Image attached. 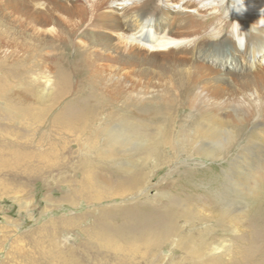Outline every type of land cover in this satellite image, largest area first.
<instances>
[{
  "label": "bare ground",
  "instance_id": "1",
  "mask_svg": "<svg viewBox=\"0 0 264 264\" xmlns=\"http://www.w3.org/2000/svg\"><path fill=\"white\" fill-rule=\"evenodd\" d=\"M0 15L5 19L0 21L1 78L5 79V75L14 69L7 64L29 63L42 76L43 84L42 88L35 90L34 87L31 92L33 93L31 96L36 97L41 108L28 107L16 99L14 101L17 106L3 108L0 101L2 169L16 174L22 169L20 161L18 162L20 159L17 158L16 165H13L7 160V163L5 162V155L8 153L9 157L14 156L17 151L28 149V146L18 144L16 139L8 140L3 133L11 136L13 131L17 130V126H23L22 128L27 130L28 123L36 125L38 131L48 128L44 134L50 135L49 140L45 138L49 150L63 153L61 155L63 159H66L63 157L66 154L70 161L78 159L75 161V168L66 163L61 165V169L68 167L71 172H75V175L66 178L73 184L69 187L70 197H67L72 202L71 206H76L73 205L77 203L75 198L84 201L88 207L104 204L101 209L95 207L85 211L84 217L90 216L94 219L92 226L96 230L92 231L88 242H84L85 239L82 241L85 244L80 246L81 253L71 248L72 250L67 251L68 256L56 254L55 260L53 258L47 259L48 262L46 258L44 260L50 264L53 260L56 264H113V261L128 264L132 253L148 260V254L153 249L180 236V227L177 226L179 214L176 215L178 211L172 209L171 203H175L171 202L173 197L170 198L168 205L161 206L158 203L159 207L146 199L140 201L139 196L141 198V194L149 187L148 180L153 178L155 173L149 170V166L146 167L144 159V162H141L142 158L136 159L135 163L124 159L130 155L156 156L158 160L153 165L155 169H160L162 167L160 164L171 163L160 158L168 149L170 155L187 151L212 161L223 160L225 152L235 150L239 141L236 142L238 140L236 134L227 131L226 119L233 115L241 121L245 119L243 115L249 113L251 108H244L243 104L255 105L254 102L261 92L256 89L258 83L262 84L260 86L264 91V69L259 75L250 72L248 75L250 79L243 78V81L247 82L245 91L240 89L236 94L225 92L222 90L224 89L222 84L227 85L229 78L223 79L221 72L220 77L212 79L219 83L217 87L214 84L210 87L211 84L204 80L209 76L206 74V65L197 63L199 60H195L194 52L199 50L212 54L218 51L222 33L229 31L230 36H225L221 40L224 42L229 39L228 45L232 46V52L235 54L245 45V51L239 52L242 63H245L248 60L247 55L252 56L253 47L257 46L259 32H264V0H0ZM161 17L165 18L163 24L169 26L170 32L167 35H162L165 26L159 21ZM150 20L153 21V25L149 26L155 28L156 34L151 40L141 42L138 40V34L149 27ZM81 29L99 33L98 37H92L91 42L94 43H87L83 37L76 38L77 31ZM206 58L203 57V60ZM45 60L49 63L54 62L52 67H49ZM107 61L111 64L104 65ZM146 65H158L165 70V75L169 72L183 77L180 81L176 80L177 85L179 84L173 88L176 92H179L178 89L184 84L193 87L191 95L181 96V93H175V98L183 99L185 107L194 110L198 116V123H194L196 127L191 122L192 128L195 127L194 131L186 135L187 137L176 132V121L171 117V112L179 101L174 100L164 80L158 82L157 90L151 87L149 81L145 82L143 78L141 80V77L140 80H136L134 76L137 72L136 67ZM245 66H251V63ZM17 74L22 73L18 71ZM85 89L89 90L88 94ZM91 92L97 93L94 100L98 105L83 107L84 102L92 96ZM140 92L162 101L154 102L152 105L160 110L154 117L165 119L163 122L150 123L153 127L151 130L146 129H149L147 124L143 125L133 120L132 122L130 117H125L130 110L129 107L118 108L112 103L117 99L125 102L132 97L131 103L138 106L141 97L135 94ZM13 93L0 82V100L8 99V102L12 103ZM122 96L125 98H120ZM236 102L238 104H235ZM261 109L264 112V104ZM139 114H143V111ZM165 116H168V119ZM154 117L149 119L156 121ZM22 121L24 124L19 125L18 123ZM257 122L261 128L247 135V145L241 148L240 160L233 167L230 178L232 191L224 193L226 196L212 198L215 202L214 209L200 204L198 193L193 197L200 204H196L192 210L195 213L194 220H199L198 227L193 226L196 228L195 233L197 235L205 233L207 236V239L206 236L202 239L199 237L194 243H188L187 250L183 248L184 251L195 255L194 264H218L219 259L213 258L212 253L223 254L227 249V244L215 246L219 239L211 236L217 230L210 226V222L216 221L222 227L227 225L234 234L238 232L234 226L236 222L231 216L234 211L225 208L230 200L233 203L246 202L248 209L241 220L244 219L250 230L245 232L255 238L242 261L235 259V262L246 264L245 261H248L253 264L254 259L249 257H252V254L257 255L256 251L264 246V115ZM64 136L71 140L69 146L63 144ZM83 138L86 142L84 146ZM175 142L179 148L175 147ZM73 146L77 148L71 152ZM82 151L94 154L87 157ZM24 154L22 153V156ZM40 155L39 159L44 157L41 153ZM167 156L164 158L168 159ZM120 157L124 158L121 159L122 163ZM39 163L43 164L44 161L41 160ZM241 163H244V168L240 166ZM115 167H119L121 171L113 170ZM12 175L11 178L14 179ZM214 189H211L209 194L214 195ZM133 196H136L135 202L128 204L127 199ZM117 198L119 205H107L115 202ZM27 204L21 206L23 210L27 209ZM203 211L207 215L202 214ZM60 223L64 225L63 222ZM224 229L222 228V231ZM131 237L134 239L131 240ZM262 256L263 259L254 263L264 264V254Z\"/></svg>",
  "mask_w": 264,
  "mask_h": 264
},
{
  "label": "rangeland",
  "instance_id": "2",
  "mask_svg": "<svg viewBox=\"0 0 264 264\" xmlns=\"http://www.w3.org/2000/svg\"><path fill=\"white\" fill-rule=\"evenodd\" d=\"M1 20L2 21L5 20L3 19V15H0V21ZM159 21L162 22V26H165V27L167 26L163 24V22L165 21L164 17H161ZM259 33H260V36L256 40L257 46L253 47L254 50H253L252 56L247 55L248 60H246L245 63L244 62L242 63L241 55L239 53L240 51L239 52L237 51L236 54L232 52V49H231L232 46L228 45V43L230 42L229 39H226L224 42H222L221 38L223 39V37L225 36H230L229 31L222 33V37L219 39L218 51H214L212 52V54H208L206 51L200 52L199 50L194 52V56L196 58L195 60L196 61L199 60L197 63L202 66L206 65L205 67L207 68V72H208V73L206 72V74L207 75L209 74V76H206L208 78L207 79L204 78V80L206 82H209V84H211L210 87L213 86V84L216 85L215 87H217L219 83L215 82L214 80L216 77H220L223 74L222 75L223 79L227 77L225 79L227 80L229 78V80L227 81H228V84L230 85L228 84L226 85L223 83L222 88L224 89L222 90L225 92H235L236 94V92L240 89L244 91L246 90L245 84H247V82H244L243 80L250 79V77H248L250 72L256 73V75H259L260 73L263 72L264 55L260 57L258 60L256 58V55L258 52H264V32H259ZM97 35H99V33L87 32L84 29L83 30L81 29L80 31H77L76 38L83 37V40L87 41V43L90 44V43H94V42H91L93 40L92 37L96 38L98 37ZM244 55L246 57V54ZM205 56L207 58L203 60V57ZM46 62L48 63L49 67H52V63H54V62L49 63L48 61ZM249 63H251V66H245V65H249ZM106 64L109 65L111 63L110 61L109 62L107 61L104 63V65ZM7 65L9 67H13L15 70L13 69L9 71V73L5 75L6 76L5 79L1 78V75H0V82H2V84H5L6 87H9L14 93L12 95L13 96L12 103L8 102L9 101L8 99L0 100L1 103H3L2 107L6 108L7 106L9 107L13 105L17 106V103L14 101L16 99L17 101L21 100L23 104L25 105L27 104L26 106L28 107L35 106V108H39V107L41 108V106L39 105V102L35 99L36 97L31 96L33 94L31 92L34 87H35L34 89L37 90V88H42L43 86L42 80H41L42 76H40L39 73L36 72V68L34 66H31L29 63L27 64L11 63ZM136 69H137L136 70L137 72L134 73L136 80H140V77H141V80L143 78L145 82L149 81V83H151V87L155 90L158 89L156 87L158 86V82L161 80L163 82L164 80L165 86L169 88L174 98H175V93H178V94L181 93L180 94L181 96H187V95L193 94V87L188 84H184L183 87L178 89L179 92H176V89H173L174 87H178L179 85V84L177 85L176 80L180 81L183 79V77L172 75L169 72L165 75L164 74L165 70H163L158 65H154V66L146 65L145 67H140V68L136 67ZM18 71L21 72L22 74H17ZM219 72L220 74H218ZM161 74H163L164 76ZM230 74L233 77L230 76ZM213 78L214 80H212ZM210 81L212 83H210ZM229 81L232 82L233 84H231ZM260 85L262 84L258 83V87H256V89L261 91L259 92L260 94H259L258 99H256V101L254 102V104L255 105L257 104V105L255 106L253 104L254 106H252L250 104L249 105L243 104V106L245 105L244 108H251L249 109L250 110L249 113L247 114L245 113L246 115H243V118H245L246 120L244 119L243 120L244 122H243L239 120L238 118L234 117V115L233 117H231L232 119L230 117L228 118L229 120L226 119L228 121L227 131L230 130V132L236 134L235 136L238 139L236 142L239 141L238 142L239 145L235 148L233 152H229V151L225 152L222 156L223 160L220 159L218 161H212L210 159H206V157L204 156L198 155L196 153L193 154V152L192 154H190L187 151L184 152V153L187 152V154L176 152L173 155H170L169 154L170 151L168 149L167 153H165V155H162L163 157H160V158H162L161 160H164V159L169 160L171 161V163L160 164L162 167L160 166L161 167L160 169H155L154 165H155V162L158 160L157 159L158 157L156 156L150 157L148 155H142V157L140 156L135 157L134 155H130L126 157L125 159L120 157V160L124 159V161H129L132 163H135L136 159L138 160L139 158H142L141 162H144L145 160L144 164H147L146 167L149 166V170L153 171L155 173V176H153V178H150L148 180L149 187L146 188V191L141 194L142 196L141 198L139 196V200L141 201V199L143 200L146 199L148 201L154 202L155 205H158L159 203V205L161 204L162 206V205H168V203L170 202L169 201L170 198L173 197L171 199V202L175 201V203H171L172 209L178 211V213H175V214L176 215L179 214L177 226L180 227V232H179L180 236L172 240L166 241L164 243H161V245L157 249H153L152 252L148 254L149 255L148 260L143 259V257L139 254L135 255L132 253L128 261V264H138V263L139 264L141 263L142 264H194L195 255L194 254L191 255V253H189L188 251H184V250L186 249L188 243H192V242L194 243L199 237L202 239L206 235L205 233H203L201 234L202 235L201 236L195 233V230L198 227L197 221L199 220H194L195 213H193L192 210L194 209V206L196 204L197 205L204 204L208 206L209 209H214L215 202H213L212 198L215 199L217 197L226 196L224 193L228 194L232 191V188H231L232 179L230 178L232 176L234 165L240 160L239 156L242 152L243 147L247 145V142H246L247 135L249 136L251 133H255L259 130V128H261V127H258V122H257V120L261 116L264 115V112L261 109L263 108V104H264L263 102L264 100L263 92L264 91ZM88 89L90 90L91 87H88ZM88 89H85L86 94H88L89 92ZM25 91L27 93H25ZM28 91L30 92L28 93ZM91 95L93 97L91 96L88 101L84 102L83 107H92L95 104H97L95 102L96 100L95 97H97V93L93 94V92H91ZM135 95H138L141 97V100L138 106L133 105L131 103L132 97L129 100H126L125 102H122L123 100L117 99L115 101H112V103L116 105L114 107H118V108L119 106L129 107L130 110L128 111L125 117H130L129 118L130 121L133 120L134 122L137 121L143 125L144 124L149 125V129L146 128L147 130L153 129L150 123L164 121L165 118H155L154 117L155 113H158V111L160 110L158 108H155L152 105L154 102L162 103V101L151 98L152 95L143 94L142 92L135 94ZM120 98L124 99L125 97L122 96ZM174 100H176L177 102L179 101V103L176 104V108L172 110L171 117L176 121L177 134H181L182 136L185 137L186 135H189L191 131H194L193 129L196 127V124L194 123L195 122L198 123V120H197L198 116L196 115L197 113H195L194 110H191L190 108L188 109L187 106L185 107L184 101H182L183 99L175 98ZM180 102H182L183 105L182 103L180 104ZM235 104H238V103L236 102ZM252 110L253 111L256 110L258 112H253ZM141 111H143V114H139L141 113ZM228 112L230 113V111ZM163 114H164V110H163ZM231 114H233V112ZM122 115L124 116L125 113L123 112ZM152 117H154L157 120L152 121L151 120ZM165 117L168 119V116H165ZM254 118L256 121L253 120ZM191 122L194 124L195 127L193 126L192 128L193 124ZM18 124L22 125L24 124V122L22 121L21 123H18ZM22 127L17 126V130L13 131L14 138H13V135H11L12 136L11 137L8 133H3L5 138H7L8 140L16 139L15 141L18 144L20 143L21 146H28V149L26 150L22 149L20 146L19 148H21L22 150L17 151L14 154L15 157L14 156L9 157L8 153L7 155H5V158H4L5 162L7 163L8 161L10 164H13V165L14 164L16 165L17 162L15 161H17V158L20 159L18 160V162L20 161V164L22 165L21 166L22 169L17 171L16 174H14V172L12 173L11 171L9 172L7 169L3 170L2 166L0 165V171H1L0 172V264H50V263H47L48 262L47 259L53 258L55 260L54 257L56 256V254H62V255L68 256L69 250H72L73 248L75 251H78L79 253H81L80 246L82 244L84 245L85 244L84 242H88V240H90L89 239L90 235H92L93 232L96 230L92 226V223H93L92 221H94V219H92V217L90 216L88 217L85 216L86 218L84 217L85 211L95 209V207L97 209L99 208L101 209L102 207H104V204L88 207V205L84 201H81V199L79 198H75L76 199L75 202L77 203H74L73 205H76V206H71L72 202L68 200L67 197H70L69 187H71L73 184L72 183L70 184L66 180V178L70 177L71 175L73 176V174L75 175V172H71V170H69L70 168L68 167H66V169H64V167L61 169V165L63 163H66V165L75 168L76 167L75 161H78V159L74 158L72 161H70L67 157V154L63 156L66 159H63L61 156L63 153L62 154L61 152L55 153L49 150V145L47 144L46 139L49 140L50 135L44 134L45 131L49 130L48 128L46 130L42 129V131H38L36 125L33 126L32 124L30 125L29 123L26 127L28 128L27 130ZM239 135L241 136V138ZM64 138H65V143L63 144L64 145L68 144L69 146V143L71 142V140L66 136H64ZM82 142H83L82 146L86 145L85 138L82 139ZM29 144H30V147H29ZM59 145L60 144L57 142V146ZM175 147L179 148L177 144L175 145ZM76 148L77 147L73 146V148L71 149L72 150L71 152L75 151ZM82 152L85 153L87 157H90L94 154V153L86 154L85 151H82ZM22 153H25L24 154L25 156L24 155L22 156ZM40 153L44 155V157L39 159V156H41ZM73 155H76V154H73ZM164 156H167L168 159H166V157L164 158ZM41 160L44 161L45 164L39 163V161ZM121 163H122V160H121ZM240 166L242 168L245 167L244 163H241ZM25 167L27 168L26 170H25ZM113 170H116L119 172L121 171L119 167H115ZM8 172L10 173V175ZM6 174L10 176V178H11V175L14 174L12 175L14 179L11 178L12 179L11 180ZM78 180H80V177L78 178ZM158 186L160 187V189ZM211 189L215 190L214 195L209 194V191ZM195 193H198L199 195V202L201 201L203 203L200 202L199 204L198 202L194 200L193 197L194 195H196ZM159 198L162 200H160ZM116 200H114L115 202H112V204L107 203V205L108 206L119 205V203H117L119 201L118 198ZM135 200H136V196H133L132 198L127 199V203L132 204L135 202ZM244 202L245 201L243 202L241 201L239 203L235 201V203H233V201L230 200L225 205L226 210L230 208V210L234 211L232 212L231 216L232 218H234L236 222L234 226H236V228L238 229V232H236L235 234L231 232V229H229L227 225H225V227H222V225H220L216 221L210 222L211 223L210 226L214 230H217L216 232L211 234V236L214 235L216 236V238L219 239V241L217 240L216 242L217 244L215 246L221 247V244L222 245L227 244V249H226L227 251L225 250L223 254H217L218 252L212 253L213 258L216 257L219 259L218 264H242V262L241 263L235 262V259L242 261L243 256L248 251V248L252 245V241L255 240L253 235L245 232V231L250 232V230L247 224L243 221L244 219L241 220V218H243L244 214L246 213L248 209L246 202L245 203ZM27 203L29 204V206ZM24 204H27L26 210L22 209ZM229 204H232V205H229ZM137 211L138 209L135 210V212ZM204 213L205 212L203 211L202 214ZM207 213L209 214L210 212L207 211ZM204 215H207V214H204ZM60 222H63L65 226L61 225ZM202 225H203L202 227H204L205 223H203ZM193 226H195L196 228ZM200 227L201 226H199V228ZM222 228H225L223 230L224 232L222 231ZM57 229H58V232H57ZM183 237H185L184 240H183ZM133 239L134 237H131V240ZM206 239H207V236H206ZM261 248L262 249H259V251H256V253L258 252L257 255L252 254V257L251 256L249 257V258H252V260L254 259V262H257L263 259L262 254H264V246H262ZM187 253L189 255H187ZM45 258L47 262L44 260ZM54 260L52 261L51 264H56ZM190 260L191 261L193 260V261L191 262ZM113 262H114L113 264H119L117 261H113ZM254 262L253 264H255ZM245 263L250 264L248 261H245Z\"/></svg>",
  "mask_w": 264,
  "mask_h": 264
}]
</instances>
